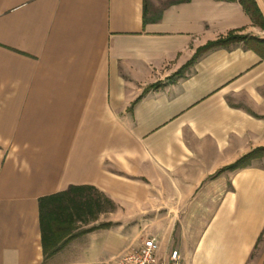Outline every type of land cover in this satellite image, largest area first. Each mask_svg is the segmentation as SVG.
Instances as JSON below:
<instances>
[{
	"label": "crops",
	"instance_id": "0c3cea01",
	"mask_svg": "<svg viewBox=\"0 0 264 264\" xmlns=\"http://www.w3.org/2000/svg\"><path fill=\"white\" fill-rule=\"evenodd\" d=\"M258 41L237 2L0 0V264H108L146 238L264 264V153L228 169L264 149ZM70 187L112 211L44 259L39 200Z\"/></svg>",
	"mask_w": 264,
	"mask_h": 264
},
{
	"label": "trees",
	"instance_id": "16d2710c",
	"mask_svg": "<svg viewBox=\"0 0 264 264\" xmlns=\"http://www.w3.org/2000/svg\"><path fill=\"white\" fill-rule=\"evenodd\" d=\"M187 1V0H186ZM223 2H237L240 4L246 15L251 19L252 23L264 29V21L254 0H215ZM172 4L176 2H170ZM178 3V2H177ZM145 22V20H144ZM244 40L242 37L235 36L230 33L226 38L209 44L206 49L216 47H226L229 44ZM256 53L264 60V41H258L254 47ZM264 153V149L256 150L247 156H244L232 165L230 170L243 169L249 167L252 161L260 157ZM89 187H70L62 193H58L39 200V221L41 230V246L44 259L51 257L57 253L72 236L74 229V216L71 208H74L81 216V213L90 212L93 208L98 207L97 201L90 197L73 198L75 195H84L85 192H92ZM71 196V197H70ZM70 203V206L67 205ZM85 212V213H86ZM84 213V214H85Z\"/></svg>",
	"mask_w": 264,
	"mask_h": 264
},
{
	"label": "built area",
	"instance_id": "2783aa9c",
	"mask_svg": "<svg viewBox=\"0 0 264 264\" xmlns=\"http://www.w3.org/2000/svg\"><path fill=\"white\" fill-rule=\"evenodd\" d=\"M158 240L146 238L138 248L128 250L123 256L110 260L108 264H182L178 251H172L165 258L158 257Z\"/></svg>",
	"mask_w": 264,
	"mask_h": 264
},
{
	"label": "rangeland",
	"instance_id": "374dc122",
	"mask_svg": "<svg viewBox=\"0 0 264 264\" xmlns=\"http://www.w3.org/2000/svg\"><path fill=\"white\" fill-rule=\"evenodd\" d=\"M258 165L264 167V160L263 161L260 160ZM77 196L75 195L73 198H75V197H76V199L82 198V200H84L85 198L90 197L91 199L97 201L98 207L93 208L90 212L85 211L86 212V213L84 212L85 214L81 213L80 217H78L79 213L74 208H71V210H72L71 212L74 216L73 217L74 218V225L73 226H74L75 231H77L81 228H85L87 225H91L93 223V221L96 220V218H99L102 215H106L105 218H107V214L112 211L111 203L106 201L103 197H101L100 195H98L94 191L85 192L84 195H82V196L79 195V197H77ZM67 205L70 206V203H67Z\"/></svg>",
	"mask_w": 264,
	"mask_h": 264
}]
</instances>
